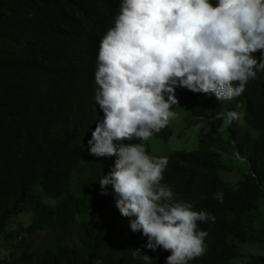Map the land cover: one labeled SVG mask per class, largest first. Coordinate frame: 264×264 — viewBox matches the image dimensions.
<instances>
[{"label": "trees", "instance_id": "1", "mask_svg": "<svg viewBox=\"0 0 264 264\" xmlns=\"http://www.w3.org/2000/svg\"><path fill=\"white\" fill-rule=\"evenodd\" d=\"M120 3L0 0V238L18 243L0 264H166L170 252L163 249L150 257L134 254L147 237L131 230L134 217L115 208L111 186L107 196L100 194L99 178L116 157H96L88 149L103 120L93 96L95 47L114 27ZM254 56L259 60L261 52ZM179 88L195 98L184 103L183 121L196 130L199 144L174 152L162 183L176 201L215 217L198 222L208 233L206 252L189 264H234L240 245L264 244V71L247 90L246 119L259 131L256 137H235L217 118L234 100H219L223 108L217 111L211 98ZM224 154L245 166L235 185L220 176L236 173ZM217 192H223V203L214 198ZM21 214L31 216L30 223L9 232ZM41 234L45 239L37 247ZM246 258L245 264H264V255Z\"/></svg>", "mask_w": 264, "mask_h": 264}, {"label": "clouds", "instance_id": "2", "mask_svg": "<svg viewBox=\"0 0 264 264\" xmlns=\"http://www.w3.org/2000/svg\"><path fill=\"white\" fill-rule=\"evenodd\" d=\"M94 66L93 96L103 120L88 149L96 157H116L99 178L100 194L107 196L111 186L115 208L134 217L131 230L147 237L134 254L150 257L163 249L170 252L166 264H189L206 252L208 233L198 222L215 217L176 201L162 183L178 151L171 127L187 116L184 103L195 100L179 87L211 98L217 111L219 100H234L217 118L235 137L258 135L246 119L247 90L264 71V0H217L215 6L210 0H121L114 27L96 43ZM223 197L217 192L214 198L223 203Z\"/></svg>", "mask_w": 264, "mask_h": 264}, {"label": "rangeland", "instance_id": "3", "mask_svg": "<svg viewBox=\"0 0 264 264\" xmlns=\"http://www.w3.org/2000/svg\"><path fill=\"white\" fill-rule=\"evenodd\" d=\"M185 113H180L179 117H184ZM187 120V117L184 118V121ZM184 121L179 123L178 125H174V129L171 127V130L174 131L173 142L175 147L181 151H193L198 148L199 140L196 136V131L194 129H185ZM186 132H185V131ZM223 161L227 167H230L235 170V174H220L223 180L231 185H235L240 179L241 176L237 173H243L245 166L237 159L227 157V154H224ZM237 174V175H236ZM41 200L45 203H50V199L45 198L43 195L39 196ZM261 212V210H260ZM262 213L264 216V202L262 204ZM31 221V216L26 214H21L19 217L14 218L9 227L8 231H14L21 226H27ZM4 235V234H3ZM5 236V235H4ZM45 239V235L41 234L39 237L36 238L37 247L41 246ZM18 245L17 242L14 244L12 243H5L3 238H0V259L7 257L9 252L12 250V247ZM253 247V248H252ZM252 247L249 246H239L240 257L234 262V264H245L247 262L246 255L252 254V256H263L264 255V244L263 245H254ZM243 251V252H242Z\"/></svg>", "mask_w": 264, "mask_h": 264}]
</instances>
